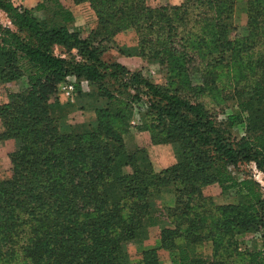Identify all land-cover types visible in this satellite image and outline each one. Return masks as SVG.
Instances as JSON below:
<instances>
[{"label":"trees","instance_id":"obj_1","mask_svg":"<svg viewBox=\"0 0 264 264\" xmlns=\"http://www.w3.org/2000/svg\"><path fill=\"white\" fill-rule=\"evenodd\" d=\"M72 1L95 14L85 37L59 0L37 4L35 11L50 17L43 21L0 0L15 28L0 25V84L26 81L0 103V141L18 144L10 177L0 180V264H130L127 243L145 242L151 229L155 243L142 264H157L158 249L173 264H264V190L230 170L254 164L264 174V0H247V35L233 39L234 0L159 7L149 0ZM126 29L135 30L140 56L156 59L170 84L189 83L190 70L231 65L246 113L243 135L232 137L178 85L158 86L104 62L101 44ZM69 77L97 88L106 107L93 108L96 125L69 127L56 116L57 88ZM203 91L192 89L195 96ZM143 100L141 129L153 144L176 145V162L158 172L144 149L129 152L124 142L129 104ZM214 184L221 197L233 191L237 204L205 196L203 188ZM163 192L173 195V206L156 205ZM246 235H259L262 250L241 249ZM206 242L211 259L198 252Z\"/></svg>","mask_w":264,"mask_h":264},{"label":"rangeland","instance_id":"obj_2","mask_svg":"<svg viewBox=\"0 0 264 264\" xmlns=\"http://www.w3.org/2000/svg\"><path fill=\"white\" fill-rule=\"evenodd\" d=\"M41 0H11V3L16 7L26 8L31 10L32 14L39 20H48V12L44 11H35L37 4ZM59 2L70 11V4H73L72 0H59ZM235 8L233 12V24L235 26V32L231 33V39L243 38L247 35L246 30V6L247 0H234ZM184 3V2H182ZM180 3L179 5H181ZM148 5L151 7H159L171 5L168 0H149ZM173 5V6H179ZM71 12V11H70ZM73 11L75 13V21L87 22L85 26L78 27L82 36L85 37L87 34L96 27V17L94 13H91L89 10ZM72 13V12H71ZM72 13V15H73ZM94 22V23H92ZM51 23V22H50ZM83 23V24H84ZM52 24V23H51ZM56 24V23H54ZM0 25L3 27H8L11 30H15L12 26L8 16L0 10ZM102 38L98 37L97 42ZM103 49L102 59L106 63H119V60H123L126 67L130 72H139L143 75L144 78L151 81L155 85H169L172 88H180V93L182 96L189 98L190 100H196L200 103H203L206 108H208L211 113L216 117L217 123L222 124L224 129L227 132H230L231 136L234 138H240L244 133L245 123L243 122L246 117V113H241L238 103V92L240 94V88L236 85L234 80L235 72L233 68L226 65L224 67H219L217 70H202V72L195 73V70H190L191 73H188L186 80L182 79L175 80L174 84L169 83L170 75L167 74V71L164 70L161 65L157 62L156 59L152 57H142L138 52V37L134 29H126L115 34L112 38L106 39V41L101 44ZM58 53V50H56ZM121 64V63H119ZM122 65V64H121ZM195 73V74H193ZM71 79V78H70ZM75 82V98L74 102H66L60 96H56V101L58 106L55 110V114L58 119L63 120L64 124L69 127L80 126V125H96L97 123V114L93 108L104 109L106 106L103 99H98L97 88L94 85H89L86 82ZM14 87H4L0 84V103H3L7 100V96L10 93H13L17 90H23L26 87V81L24 78L20 82H15ZM181 84V85H179ZM5 85V84H4ZM77 85V86H76ZM236 88V91L234 90ZM109 91L116 92L117 84H111L107 87ZM193 88L199 90L202 88L204 91L195 96L192 92ZM130 94L131 91H130ZM146 101L140 103H131L129 106V120H128V131L124 135V142L127 150L129 152H134L138 149H144L147 153L149 160L152 162L154 170L156 172L166 169L172 166L176 160L174 151L176 145L174 144H153L151 141V134L148 131L142 130L143 126V115L147 110ZM230 116H235L234 123L231 125L228 118ZM1 122H0V131H1ZM18 147V144L14 141L12 143H5L0 141V180H5L10 177V159L9 155L13 153ZM233 176L238 180H242L246 177H251L256 182L258 180L264 184V174L257 171L254 164L250 165H240L237 170L233 168L230 169ZM260 186L264 190V186L260 183ZM205 190V188H203ZM233 194L237 198L236 194L233 191H230V194ZM218 202H225L223 197H216ZM174 197L169 192H163L159 199L156 202L158 206L161 204L169 205L173 204ZM157 228H154L156 230ZM152 229L148 233V238L145 242H152L154 238ZM257 235H250L248 241L245 237L239 238L242 245L241 249L249 248L254 249L257 247L258 250H262V242L260 237L257 238ZM152 240V241H151ZM247 241V242H246ZM143 242V243H145ZM131 244L135 242H129ZM132 246V247H131ZM126 248L127 254H129L130 264H137L138 259L136 255L138 253L135 251L133 245ZM204 246V245H203ZM198 247V252H202L204 255V247Z\"/></svg>","mask_w":264,"mask_h":264},{"label":"crops","instance_id":"obj_3","mask_svg":"<svg viewBox=\"0 0 264 264\" xmlns=\"http://www.w3.org/2000/svg\"><path fill=\"white\" fill-rule=\"evenodd\" d=\"M184 1L185 0H168V2L171 5H179L180 3L184 2ZM80 10H84L86 14H87V12H86L87 10H89L91 13H94L93 10L90 8V6H89L88 3H81V4H78V5H72V4H70V11L72 13H73V11H80ZM74 15H75V13H73V16ZM83 23L84 22L77 23L75 21V25L77 27H82V26L87 25V24H85L87 22H85L84 24ZM92 23H94V22H92ZM119 63H121L122 65H125V66L127 65V64H125L123 62V60H119ZM17 82H20V80L17 81ZM14 84H16V83L15 82H10V83H7L5 85L4 84H2V85L6 88V87H14ZM19 91L20 90H17V91H14L13 93H17ZM4 142L5 143H12L11 140L4 141ZM258 182H260V181L258 180ZM260 183L262 184V182H260ZM262 185L264 186V184H262ZM203 194L205 196H210V197H213V198L221 197V195H223L221 193V190H220L219 186L216 185V184L205 187V190L203 189ZM223 198H224L226 204L235 205L238 202L237 198H235L232 193L230 194V191L227 192V193H225L224 196H223ZM164 206H166V207L170 206L171 207V206H173V204L164 205ZM158 207H162V205L159 204ZM249 237H250V235H246L245 236V239H247V241H248ZM256 237L259 238V235H257ZM154 243L155 242H153V243L150 242L149 243V241L148 242H145V243H136V242L133 243V244L127 243L126 248L129 247V246H131V245H133V247L135 248V251L138 253V255H136V258L138 259L137 264H142V262H141L142 261V253L144 251H147V250L151 249L152 246L154 245ZM212 246L213 245H212L211 242H206L204 244V246H203L204 249H205L204 256L207 259H211L212 258V248H213ZM157 260H158L157 264H173L172 263L171 254L167 250H165V249H158L157 250Z\"/></svg>","mask_w":264,"mask_h":264},{"label":"built area","instance_id":"obj_4","mask_svg":"<svg viewBox=\"0 0 264 264\" xmlns=\"http://www.w3.org/2000/svg\"><path fill=\"white\" fill-rule=\"evenodd\" d=\"M71 78V79H70ZM75 78L69 77L58 85L57 96L63 98L66 102L72 103L75 98Z\"/></svg>","mask_w":264,"mask_h":264}]
</instances>
